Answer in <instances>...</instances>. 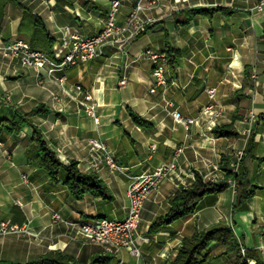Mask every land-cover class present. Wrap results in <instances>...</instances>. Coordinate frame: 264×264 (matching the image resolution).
Masks as SVG:
<instances>
[{"label": "crops", "instance_id": "1", "mask_svg": "<svg viewBox=\"0 0 264 264\" xmlns=\"http://www.w3.org/2000/svg\"><path fill=\"white\" fill-rule=\"evenodd\" d=\"M137 1L121 0L118 24L125 23ZM258 1L159 0L157 7L139 15L141 22L151 19V24H144L123 44H107L100 57L68 66L62 85L45 71L37 73L0 51V120L43 105L47 111L32 116L30 122L40 129L57 159L64 166L75 161L80 171L97 174L113 197L75 199L64 184V169L53 182L37 165L30 128L18 135L1 131L0 222L26 226L28 234L0 235V264L31 262L53 250L82 263L102 254V246L80 241L78 227L101 218H124L130 180L171 162L177 150L176 169L144 202L135 232L140 256L115 250L113 264H166L182 239L219 224L231 227L243 246L257 251L264 262V13L254 9ZM110 3L0 0V43L21 39L48 55L66 51L69 33L89 37L102 29ZM196 10L209 13L192 14ZM146 50L175 53L165 72L166 86L155 85ZM122 78L127 81L124 87L119 86ZM85 94L97 105L98 124L83 109ZM209 104L217 116L203 111ZM174 110L194 122L177 123ZM132 114L145 125L136 124ZM228 126L233 135L215 133L216 128ZM90 139L103 143L121 170H111L106 152L93 149ZM239 151L252 184L258 187L245 207L233 210L236 192L229 179L227 189L205 196L190 217L150 231L167 212L170 200L190 186L196 174L205 181H223L224 162L234 174L231 164ZM240 163L234 175L239 174Z\"/></svg>", "mask_w": 264, "mask_h": 264}, {"label": "built area", "instance_id": "2", "mask_svg": "<svg viewBox=\"0 0 264 264\" xmlns=\"http://www.w3.org/2000/svg\"><path fill=\"white\" fill-rule=\"evenodd\" d=\"M158 3L159 0H138L125 23L118 24L117 15L121 6V0H111L102 29L97 34L89 37L81 36L76 32L69 33V44L66 47V51L60 49L48 55L32 49L29 43L21 39H17L7 45L0 43V51L4 57L17 59L23 66L32 68L37 73L45 71L49 79H56L62 85L66 81L64 71L68 66L74 65L78 61H91L100 57L103 48L107 44H123L125 40L131 38L136 32L143 30L144 24H151V19L141 22L139 15L145 10L157 7ZM254 9L264 13V0H259ZM145 55L153 65L152 75L155 79V85L166 86L167 53L146 50ZM126 82V79L122 78L119 86L124 87ZM81 88V86H77L78 90H81ZM150 91L154 92L155 88H152ZM208 93L209 97L213 99L214 89L209 90ZM6 99L8 100V98ZM81 104L85 113L98 124L100 118L96 111L97 105L92 96L85 94ZM167 105L172 106L170 102ZM213 108L214 106L209 104L203 111L211 116H217ZM172 115L174 120L179 124L189 125L194 122L193 119H185L177 110H174ZM89 143L93 149L106 152V164L111 170H121V167L115 162L114 158L106 151V146L103 143L96 139H90ZM151 150H155V145H151ZM179 153L180 150H177L171 162L164 163L154 171L141 174L130 180L127 191L128 210L124 218H101L92 224H81L79 232L85 241L100 245L106 251L111 252L126 249L131 255L138 258L140 256V249L135 242V232L140 223L144 202L163 179L176 169L175 159L179 156ZM241 158L242 152L239 151L237 152L236 161L231 164L234 174L238 173ZM93 166L96 168V164H93ZM232 185L234 186V183ZM54 219H59L57 214H54ZM19 233L28 234L26 226H19L8 220L0 222V235Z\"/></svg>", "mask_w": 264, "mask_h": 264}, {"label": "trees", "instance_id": "3", "mask_svg": "<svg viewBox=\"0 0 264 264\" xmlns=\"http://www.w3.org/2000/svg\"><path fill=\"white\" fill-rule=\"evenodd\" d=\"M194 13L206 15L209 11H192V14ZM166 53L168 63L172 64L175 53L170 51ZM46 111L45 107L40 105L26 114L17 113L12 119H1L0 132L6 131L18 135L24 128H30L29 143L36 148L37 165L45 170L51 181L58 182L59 171L64 169L67 174L64 184L75 199L91 196L94 199L112 200L113 197L107 186L97 174L80 171L75 161H71L64 166L51 151L40 129L30 122L32 116L45 113ZM132 117L136 124L145 125L139 116L132 114ZM215 133L219 136L234 134L230 126L216 128ZM222 168L226 176L220 182L205 181L199 174H196L194 182L188 187L181 188L170 200L167 212L155 220L150 227V231L157 232L163 226H168L180 219L190 217L199 209L200 203L205 196L216 195L227 189L230 186L229 179L235 183L236 195L233 210L245 207L246 202L253 198L258 187L252 184L249 173L245 168L244 160L242 159L240 163L238 175L230 172L229 163L227 162H224ZM239 242L232 228L227 225L219 224L208 230L195 231L190 237L182 239L175 258L166 264H214V261H218L222 257L232 259V264H247L245 258H254L260 261L259 253L254 250H246L244 258L240 252L241 244ZM214 243L217 246L211 248ZM113 259L112 254L103 253L92 256L87 263H82L65 252L53 250L46 252L37 260L17 264H113Z\"/></svg>", "mask_w": 264, "mask_h": 264}, {"label": "rangeland", "instance_id": "4", "mask_svg": "<svg viewBox=\"0 0 264 264\" xmlns=\"http://www.w3.org/2000/svg\"><path fill=\"white\" fill-rule=\"evenodd\" d=\"M6 101L8 102L9 100H7L6 99ZM209 182H216L215 180H212V181H209ZM232 183H234V181L232 180L231 181ZM234 187H235V183H234ZM150 195H151V193H150ZM149 195V196H150ZM149 198V197H148ZM147 198V199H148ZM77 229V228H76ZM21 235H24V234H21V233H19L17 236H20V237H23V236H21ZM76 235L80 238V241H85V239L83 238V236L80 234V232H79V227H78V229L76 230ZM28 238H30L29 236H27V237H25V240L26 239H28ZM188 238V237H187ZM182 242V241H181ZM241 245H240V252H241V255L245 258V255H246V248L243 246V244L241 243V242H239ZM216 244V243H215ZM181 245V244H180ZM180 247V246H179ZM179 249V248H178ZM60 251V250H59ZM63 252V251H62ZM177 252H178V250L177 251H175V253H173L172 255H171V257H170V259H169V261L170 260H172V259H174L175 258V256H176V254H177ZM261 252H263L264 253V245H262V247H261ZM103 253H110V254H112L113 253V251L111 252V251H106L104 248H103ZM102 253V254H103ZM74 258V257H73ZM232 258V257H231ZM77 260V259H76ZM220 260V262H222L221 264H232V262H231V260L232 259H226V258H224V257H222V258H220L219 259ZM168 261V262H169ZM245 261H246V263L247 264H252V263H256V264H263V261L262 262H260V261H257L256 259H254V258H245ZM167 262V263H168ZM216 261H214V263H215ZM84 263H87V262H84Z\"/></svg>", "mask_w": 264, "mask_h": 264}]
</instances>
